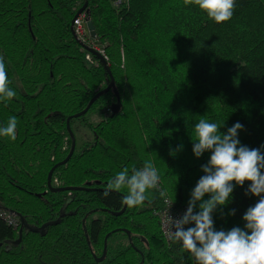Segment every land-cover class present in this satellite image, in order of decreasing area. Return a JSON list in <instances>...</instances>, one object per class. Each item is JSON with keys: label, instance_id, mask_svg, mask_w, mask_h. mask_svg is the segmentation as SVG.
<instances>
[{"label": "trees", "instance_id": "trees-1", "mask_svg": "<svg viewBox=\"0 0 264 264\" xmlns=\"http://www.w3.org/2000/svg\"><path fill=\"white\" fill-rule=\"evenodd\" d=\"M116 1L0 0V56L17 93L0 102V127L18 120L15 141L0 137V212L17 220L0 215V264H195L165 239L156 214L167 197L188 206L204 175L211 153L195 157L194 125L205 118L226 134L239 122L240 144L264 153V0H236L221 24L184 0ZM86 3L112 87L104 61H89L71 28ZM78 121L93 139L75 136L68 158ZM145 160L166 198L150 190L129 209L126 189L103 196L110 178ZM53 167V186L69 190L48 187ZM249 184L213 213L216 230L244 228L259 199L246 195Z\"/></svg>", "mask_w": 264, "mask_h": 264}, {"label": "clouds", "instance_id": "clouds-1", "mask_svg": "<svg viewBox=\"0 0 264 264\" xmlns=\"http://www.w3.org/2000/svg\"><path fill=\"white\" fill-rule=\"evenodd\" d=\"M184 4L197 5L210 20L221 24L232 18L236 0H184ZM9 84L4 58L0 56V102H10L17 95ZM17 124V117L11 116L6 126L0 127V137L15 141ZM222 126L205 118L194 125L195 157L205 152L211 155L207 164L202 165L204 175L191 191L187 210L180 218L173 219L168 209L167 235L181 245L183 252L190 254L195 264H264V153L259 148L240 144L241 123L228 128L226 134L221 133ZM160 180L154 163L145 160L139 169L133 167L129 172L124 168L117 172L105 185L103 196L126 189L122 204L132 209L149 200L150 190H157L166 198V192L159 188ZM246 181L250 182L246 195L250 193L259 199L245 212L244 228L216 230L213 213L230 202L235 186L242 187ZM206 194L210 198L204 199ZM234 213L235 210L231 214Z\"/></svg>", "mask_w": 264, "mask_h": 264}, {"label": "built area", "instance_id": "built-area-1", "mask_svg": "<svg viewBox=\"0 0 264 264\" xmlns=\"http://www.w3.org/2000/svg\"><path fill=\"white\" fill-rule=\"evenodd\" d=\"M123 0H117L116 4H120ZM88 22V18L85 12L77 15L75 21H74V34H75V38L77 39V41L82 45V46H88L90 48H93L94 50L98 51L106 61H108V56L106 54L105 48L102 44H100L99 40L96 37H92L90 34V30L88 28L87 25ZM91 52H89L86 55V58L89 61H93L92 56H91ZM161 187V180H160V185L159 188ZM167 203L165 202L164 207L161 208V210H159L156 214L159 218V222H160V228L162 231L163 236L165 237V239L167 241H171V239L168 237L167 235V220L168 217L166 215L168 209H169V215L173 218V219H178L180 218L183 213L187 210V205L184 206H178L175 204V202L170 198L167 197ZM172 204V205H171ZM171 206V207H170ZM0 215L4 216L5 219L14 225H17V220L15 219V215L13 213L7 214L4 212H0ZM189 226H193V225H189ZM188 227V226H186Z\"/></svg>", "mask_w": 264, "mask_h": 264}, {"label": "water", "instance_id": "water-1", "mask_svg": "<svg viewBox=\"0 0 264 264\" xmlns=\"http://www.w3.org/2000/svg\"><path fill=\"white\" fill-rule=\"evenodd\" d=\"M87 6H88V4L86 3L81 9H79V11L77 12V15H79V14H81V13H83V12L88 13L89 10L87 9ZM87 25H88V28H89V30H90V34H91V36H92V37H96V36H97L96 28H95V25H94V23H93V21H92L91 19H88ZM71 28H72V31H73V33H74V29H73V27H71ZM74 35H75V34H74ZM83 47L86 48V50H88L89 52H91V53H93L94 55L98 56L100 59H102V60L104 61V64H105V66H106V68H107V71H108V72L110 73V75H111V84H110L109 87L114 86V84H115V79H114L113 74H112V71H111L110 67L108 66V63H107V61L104 59V57H103L98 51L94 50L93 48H90V47L85 46V45H84ZM103 92H104V90H102L99 94L95 95V96L92 98V100L90 101V103L88 104V106L83 110V112H80V113L78 114V116H79V115H82V114H84V113H87L88 110L90 109L91 105L93 104V102H94V101L97 99V97H98L100 94H102ZM120 106H121L120 103H115V104H113V106H112V111H113V113L119 111ZM70 133H71V136H72V138H73V145H72L71 153L69 154L68 158H70V156L73 154V152H74V150H75V147H76L75 134H74V132L71 131V130H70ZM54 170H55V167H53V168L50 170V172H49V175H48V187H49L51 190H53V191L69 190L70 188H68V187H54V186H53V184H52V177H53Z\"/></svg>", "mask_w": 264, "mask_h": 264}, {"label": "rangeland", "instance_id": "rangeland-1", "mask_svg": "<svg viewBox=\"0 0 264 264\" xmlns=\"http://www.w3.org/2000/svg\"><path fill=\"white\" fill-rule=\"evenodd\" d=\"M77 17V14L75 18L73 19L72 22V27L74 26V21ZM75 36V35H74ZM104 46V45H103ZM16 83L19 85L20 82L17 78H15ZM111 112L108 110L106 114H109ZM90 122H98L99 121V114L97 112H94L88 116ZM75 136L77 138V144L81 145L83 142L87 140H92L93 139V132L88 128L84 127L79 121L75 123Z\"/></svg>", "mask_w": 264, "mask_h": 264}]
</instances>
